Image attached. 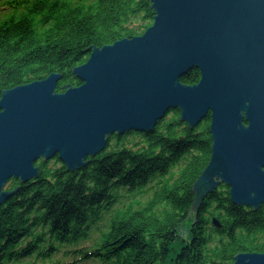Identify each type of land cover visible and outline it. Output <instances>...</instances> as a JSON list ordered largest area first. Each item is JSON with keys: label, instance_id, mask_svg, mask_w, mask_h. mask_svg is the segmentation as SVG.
<instances>
[{"label": "trees", "instance_id": "trees-1", "mask_svg": "<svg viewBox=\"0 0 264 264\" xmlns=\"http://www.w3.org/2000/svg\"><path fill=\"white\" fill-rule=\"evenodd\" d=\"M154 14L151 0H0V97L53 72L58 92L80 85L73 69L94 47L143 34ZM200 77L194 68L181 81ZM211 123L209 114L192 128L174 109L150 132L111 135L81 169L39 159V177L6 185L0 264H233L264 252V205L216 191L197 203Z\"/></svg>", "mask_w": 264, "mask_h": 264}, {"label": "water", "instance_id": "water-1", "mask_svg": "<svg viewBox=\"0 0 264 264\" xmlns=\"http://www.w3.org/2000/svg\"><path fill=\"white\" fill-rule=\"evenodd\" d=\"M151 2L153 24L94 47L73 69L80 85L58 92L63 75L53 72L2 92L0 206L13 193L11 178L39 177V159L59 155L81 169L114 133L150 132L174 109L192 128L212 117L213 153L194 187L197 203L223 181L234 203L264 204V0ZM194 68L200 80L181 81ZM233 264H264V252L239 253Z\"/></svg>", "mask_w": 264, "mask_h": 264}, {"label": "flooded vegetation", "instance_id": "flooded-vegetation-1", "mask_svg": "<svg viewBox=\"0 0 264 264\" xmlns=\"http://www.w3.org/2000/svg\"><path fill=\"white\" fill-rule=\"evenodd\" d=\"M210 114V113H209ZM209 114H208V116H209ZM211 115V114H210ZM204 120V119H203ZM247 124H248V122L247 121H245ZM230 189H231V187L228 185V184H226L225 182H220V184H218V186L216 187V189H215V191L218 193V196L219 197H221V196H230L231 197V192H230ZM214 191V192H215ZM214 192H212V193H214ZM263 205L264 204H262L259 208H255V207H250V206H246V207H248L250 210H260L262 207H263ZM243 206V205H242Z\"/></svg>", "mask_w": 264, "mask_h": 264}, {"label": "rangeland", "instance_id": "rangeland-1", "mask_svg": "<svg viewBox=\"0 0 264 264\" xmlns=\"http://www.w3.org/2000/svg\"><path fill=\"white\" fill-rule=\"evenodd\" d=\"M169 113H170V112H168V113H167V115H168ZM167 115H166V116H167ZM166 116H165V117H166ZM114 134H115V133H114ZM33 179H34V178H33ZM31 180H32V179H31ZM185 233H186V236H188V237H189V233H188V230H187V228H186V230H185ZM88 264H89V263H88ZM90 264H91V263H90Z\"/></svg>", "mask_w": 264, "mask_h": 264}]
</instances>
